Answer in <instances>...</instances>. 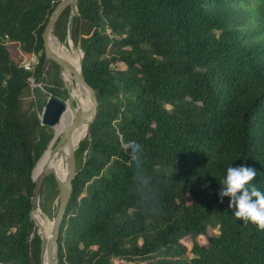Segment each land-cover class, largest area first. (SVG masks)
Here are the masks:
<instances>
[{
	"label": "trees",
	"instance_id": "16d2710c",
	"mask_svg": "<svg viewBox=\"0 0 264 264\" xmlns=\"http://www.w3.org/2000/svg\"><path fill=\"white\" fill-rule=\"evenodd\" d=\"M59 2L0 0V264H33V233L41 264L32 171L54 132L29 78L68 95L43 38ZM78 9L82 29L68 7L57 31L65 41L72 20L99 106L76 151L61 264H264V230L218 195L238 165L254 167L250 183L264 191V0H79ZM32 53L42 58L34 74L22 66ZM57 196L51 174L40 202L49 216Z\"/></svg>",
	"mask_w": 264,
	"mask_h": 264
},
{
	"label": "water",
	"instance_id": "95a60500",
	"mask_svg": "<svg viewBox=\"0 0 264 264\" xmlns=\"http://www.w3.org/2000/svg\"><path fill=\"white\" fill-rule=\"evenodd\" d=\"M78 4L79 0H60V2L54 8L43 33L46 57L48 60H53L60 65L61 75L65 84V88L67 89L68 98L63 99L58 96H55L54 94L49 92L39 80H37L39 83L36 84L34 87V91L38 95L39 99L45 101V106L43 107V111L41 114V125L49 126L53 129L61 121L63 115L69 109V106H74V99L72 95L73 80L71 78H76L77 83L82 86V88L85 90L89 100V108L85 111L79 108L71 124L60 136L57 137L54 133V136L47 147L48 149L50 146H54V151L56 153L65 155L66 170L64 175L60 176L57 174L54 168L46 166L43 168L41 176L39 178H35L34 170L43 154L47 151V149L38 159L32 171V177L36 182V188L33 197L31 220L34 222L35 231H37L41 235V264H61L59 257V237L61 233V226L66 215L71 196L73 194V180L81 171V169L78 168L76 158V151L80 145H78L77 147L73 145V134L79 124L87 123L88 132L84 139L90 138L92 125L98 115L99 102L97 99V94L93 86L87 81L83 70L85 51L81 46V42L79 41L78 43V49L81 52V56L79 59V68L75 67L69 60L60 55L57 51H55L51 45L52 38L57 39L61 44H64L67 40L66 39L65 41H63L60 38L59 33L57 31V25L61 14L68 7L71 8L72 17L78 16L81 18L82 29L85 19L81 16L79 12ZM71 27L72 20L70 21L67 38H69L73 42L71 35ZM65 70L69 71L71 78L67 79L64 76ZM51 174H54L57 180V211L53 221H51L49 231L44 233L36 228L37 224L33 212L37 209L41 210V191L43 189L47 176ZM33 237L34 233L28 241V247L31 260L33 264H36L31 251V240Z\"/></svg>",
	"mask_w": 264,
	"mask_h": 264
},
{
	"label": "clouds",
	"instance_id": "9594fccd",
	"mask_svg": "<svg viewBox=\"0 0 264 264\" xmlns=\"http://www.w3.org/2000/svg\"><path fill=\"white\" fill-rule=\"evenodd\" d=\"M140 145L130 144L129 148L138 151ZM254 167L247 165L229 166L226 175L220 179L222 185L218 195L223 202L224 197H230L229 207L234 208V216L242 219L245 224L251 222L264 230V191L251 184L256 176Z\"/></svg>",
	"mask_w": 264,
	"mask_h": 264
},
{
	"label": "bare ground",
	"instance_id": "6f19581e",
	"mask_svg": "<svg viewBox=\"0 0 264 264\" xmlns=\"http://www.w3.org/2000/svg\"><path fill=\"white\" fill-rule=\"evenodd\" d=\"M51 45L53 47V49L55 51H57L60 55H62L63 57H65L67 60H69L75 67L79 68L80 62V56H81V52L79 49L76 48H71L73 51H71L65 44H61L57 39L52 38L51 39ZM64 76L69 79L70 77V73L68 70L64 71ZM74 81V78H71ZM79 86L78 88L72 87V95L74 100H77V111L78 109H82V110H87L89 108V100H85L84 99V94H86L85 90L82 88V86ZM87 96V94H86ZM88 99V97H87ZM70 110L68 109L65 112V116L66 114L69 112ZM76 113H72L71 112V119L70 117H67V123L64 124L63 122V117L61 119V123H62V127H63V132L66 130V128L71 124V122L74 120V117L76 116ZM88 132V124L87 123H81L79 124L73 134V139H72V143L75 147H77L78 145L81 144V142L84 140L86 134ZM52 167L56 170L57 174L60 176H63L66 170V162H65V155L64 154H58L56 153L54 150L52 151V153L50 154V156L47 158V160L45 161V163L42 165L41 168H39L37 170V178H39L42 174L43 168L44 167ZM34 214V218L36 219V224H37V229L46 233L49 231L50 226H51V221L43 214V212L40 209H37L33 212Z\"/></svg>",
	"mask_w": 264,
	"mask_h": 264
},
{
	"label": "built area",
	"instance_id": "2783aa9c",
	"mask_svg": "<svg viewBox=\"0 0 264 264\" xmlns=\"http://www.w3.org/2000/svg\"><path fill=\"white\" fill-rule=\"evenodd\" d=\"M41 59H42L41 53H32L31 56H29L27 59L23 61L22 66L25 70L34 74L37 67L41 65V62H42ZM29 81L31 82L32 90H34L35 85L38 84L39 82L37 81L34 75H32L29 78ZM41 84L43 83L41 82ZM110 264H133V263L129 261L128 259H126L125 257L113 256L111 258Z\"/></svg>",
	"mask_w": 264,
	"mask_h": 264
},
{
	"label": "rangeland",
	"instance_id": "374dc122",
	"mask_svg": "<svg viewBox=\"0 0 264 264\" xmlns=\"http://www.w3.org/2000/svg\"><path fill=\"white\" fill-rule=\"evenodd\" d=\"M66 42L64 43L71 51H73L71 48L73 47V48H76V49H78V43H75L74 41L72 42L69 38H67L66 37ZM61 77H62V75H61ZM73 84H74V87L75 88H78L79 89V86H78V83H77V80H76V78H74V81H73ZM84 96V99L85 100H87L88 101V99H87V96H86V94H84L83 95ZM66 98H68V95L66 96V97H64L63 99H66ZM74 99V98H73ZM74 101V104L75 105H77V100L75 101V100H73ZM70 109H72L71 108V105L69 106V110ZM71 112H72V110H71ZM72 113H75L74 111L72 112ZM70 119H71V117H70ZM63 122H64V124H66L68 121H67V118H66V116L65 115H63ZM52 131L55 133V131H54V129L52 128ZM55 205H57V203H56V201H55ZM41 211L43 212V214L50 220V221H53V219H54V216L56 215V212L55 213H53L52 214V216H49V215H47V213H45L43 210H42V208H41ZM57 211V210H56ZM37 228V227H36Z\"/></svg>",
	"mask_w": 264,
	"mask_h": 264
}]
</instances>
